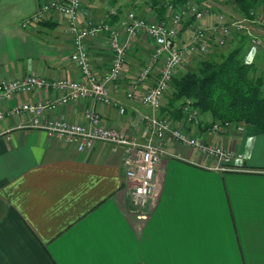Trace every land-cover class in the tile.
Here are the masks:
<instances>
[{
    "label": "crops",
    "instance_id": "1",
    "mask_svg": "<svg viewBox=\"0 0 264 264\" xmlns=\"http://www.w3.org/2000/svg\"><path fill=\"white\" fill-rule=\"evenodd\" d=\"M43 1L48 0H0V78L79 76L69 57L72 35L65 15L49 10L40 20L21 24ZM148 5L143 0H86L79 23L103 19L118 26L130 9L152 13ZM247 25L264 44L262 28ZM86 42L93 70L101 76L112 56L107 36L101 32ZM135 44L128 51L132 65L150 51L142 38ZM258 47L247 44L248 56ZM131 78L128 73L117 90L108 85L109 95L124 105L123 113L90 97L45 113L81 120L84 108L94 106L104 122L133 127L142 139L146 129L139 114L151 109L126 97ZM58 94L51 88L18 92L0 101V108ZM29 118L20 114L0 120V264H264V130L230 124L214 132L204 113L198 126L176 120L189 134L241 155L232 157L235 169L217 170L212 158L168 137L167 153L157 164V193L142 218L132 211L121 145L113 149L98 141L77 150L42 128L19 126Z\"/></svg>",
    "mask_w": 264,
    "mask_h": 264
},
{
    "label": "built area",
    "instance_id": "2",
    "mask_svg": "<svg viewBox=\"0 0 264 264\" xmlns=\"http://www.w3.org/2000/svg\"><path fill=\"white\" fill-rule=\"evenodd\" d=\"M86 0H48L39 4L37 9L25 17L21 24L28 26L37 21L42 14L54 10L67 17V28L72 35V47L69 53L71 61L79 68L75 78L57 74L47 78L37 73L25 76L0 78V101L12 98L18 92H29L37 89H54L58 96L49 100L22 101L6 109L0 108V120L7 115L29 114V122L19 126L38 127L46 130L53 137L72 144L77 150L92 147L98 141H106L116 146L121 145L125 151V175L130 181L132 211L145 218L148 215L149 203L157 193V164L167 153L166 140L182 143L212 158L211 166L217 170L235 169L231 165L236 152L217 142L207 141L204 137L189 134L169 117L159 116L158 109L164 99V93L170 80L181 69L188 54L207 53L210 45L208 34H216L219 44H223L231 33V27H243L239 19H231L219 12L218 22L202 26L203 20L211 10L200 7L194 1L167 2L168 15L160 19L153 13L140 15L131 9L120 16L118 26H113L103 19L91 21L85 25L79 23V10ZM193 19L192 34L186 41L177 42L183 21ZM264 23L263 20L260 21ZM104 32L112 52L109 68L98 76L93 70L87 38ZM178 37V38H177ZM142 38L149 46V53L141 61L131 64L128 51L136 48L135 39ZM156 70L155 78L150 83L151 74ZM130 73L131 81L125 94L128 99H137L151 109L150 114H139L140 122L146 129V135L138 138L135 128H123L114 123L104 122L99 110L94 106L84 108L81 120H70L64 117L48 115L47 109L54 110L61 104L81 98H92L97 103L113 105L120 113L124 105L108 93V85L119 89L126 75ZM147 83V84H146ZM146 85V86H145ZM185 106L187 121L198 123L196 108ZM230 125L217 120L211 130L221 131ZM243 129V124L236 126ZM240 156V153H236Z\"/></svg>",
    "mask_w": 264,
    "mask_h": 264
},
{
    "label": "trees",
    "instance_id": "3",
    "mask_svg": "<svg viewBox=\"0 0 264 264\" xmlns=\"http://www.w3.org/2000/svg\"><path fill=\"white\" fill-rule=\"evenodd\" d=\"M143 1L150 3V9H152V13L153 10L155 11V16L165 19L169 10L167 2L181 3L186 0ZM191 1L197 4V1L200 0ZM234 2L245 21H264V17L260 13L258 14L259 8L264 9V0H234ZM205 7L210 9L208 5ZM218 11L220 12V10H211L208 17L203 20L202 26L218 22ZM138 14L146 15L145 13ZM192 23V18L183 21L177 42L186 41L187 39H179H185L192 34ZM261 24L264 25V23ZM230 27L231 33L227 39L236 40L232 41L234 44L226 53L222 52L219 47L229 41L226 39L223 44H219L216 34L210 32L207 36L210 45L207 55L195 54L194 63L189 65L187 70L178 71L172 77L169 87L164 93L165 101H162L158 109L159 116L169 117L172 121L184 120L186 122L187 110L185 106H189L188 109L196 108L198 110L196 115L198 123H194L197 126L199 114L204 113L210 117V126L213 122L220 120L235 126L243 124L264 130V44L255 37L253 38L247 27L245 29L244 26ZM248 40H250V44L253 42L259 46L253 57H249L246 50V46L249 44ZM155 75L151 74L152 79ZM187 122L193 123L192 121Z\"/></svg>",
    "mask_w": 264,
    "mask_h": 264
},
{
    "label": "rangeland",
    "instance_id": "4",
    "mask_svg": "<svg viewBox=\"0 0 264 264\" xmlns=\"http://www.w3.org/2000/svg\"><path fill=\"white\" fill-rule=\"evenodd\" d=\"M145 3H146V8H147L148 2H145ZM197 4L201 5L203 7L208 5L210 7V9L213 10V11L220 10V12L225 13L228 17H233L235 19L241 20L242 23L244 24V29L246 27L248 28V25H247L248 22H247V20L245 21V19L242 16V14H240L238 12V9H237V6H236V3L234 2V0H200V1H197ZM259 13H260L261 16L264 17V9L263 8H259L258 9V14ZM250 23H252V25H250V30L255 25V26H258V27L262 28V33L264 34V25H262L258 20H254L253 22H250ZM233 40H236V39H229L228 38L227 41H229V42H227L226 44L220 46L219 47L220 50L222 52L226 53L228 51V49L232 46V44H234V42H232ZM249 42H250V40H248L247 43H249ZM201 54H202L201 56H206L207 55L206 53H201ZM194 56H195V54H188L187 55V59L183 63V65H182L181 69L179 70V72H183V71L187 70L188 67H190L189 65H192L194 63V60H193ZM163 100L165 101V99H163Z\"/></svg>",
    "mask_w": 264,
    "mask_h": 264
}]
</instances>
